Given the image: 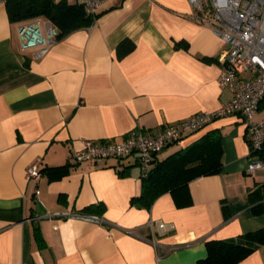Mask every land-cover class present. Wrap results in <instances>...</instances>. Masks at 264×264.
<instances>
[{
  "label": "crops",
  "instance_id": "crops-1",
  "mask_svg": "<svg viewBox=\"0 0 264 264\" xmlns=\"http://www.w3.org/2000/svg\"><path fill=\"white\" fill-rule=\"evenodd\" d=\"M97 13L35 57L0 5V264H194L206 240L264 228V168L247 172L254 156L239 113L158 152L163 159L217 128L223 165L149 208L131 203L142 188L135 153L70 159L86 139L157 133L231 96L218 81L225 43L192 17L188 0H105ZM262 113L264 100L255 119ZM35 160L41 176L27 180ZM236 264H264V244Z\"/></svg>",
  "mask_w": 264,
  "mask_h": 264
},
{
  "label": "built area",
  "instance_id": "built-area-1",
  "mask_svg": "<svg viewBox=\"0 0 264 264\" xmlns=\"http://www.w3.org/2000/svg\"><path fill=\"white\" fill-rule=\"evenodd\" d=\"M7 0H0V5ZM80 3L87 14L95 16L105 0H69ZM192 17L204 22L225 43L219 57V84L231 89L230 98L213 111H198L185 119L165 126L152 133L142 128L131 129L121 141L86 139L81 149L74 150L70 159L74 162L104 160L110 157L122 159L137 155L141 176H147L156 155L165 146L180 142L181 138L196 131L214 118L229 113H239L246 127V142L253 160L247 172L264 168V120L254 114L264 100V0H188ZM17 33L22 50L34 49L33 55L41 57L58 38V29L47 18L37 17L19 22ZM251 72L249 77L242 73ZM39 161L26 168L27 180H38ZM38 193V190L35 191ZM82 217L101 220L98 215L83 213ZM160 226H164L160 224Z\"/></svg>",
  "mask_w": 264,
  "mask_h": 264
},
{
  "label": "trees",
  "instance_id": "trees-1",
  "mask_svg": "<svg viewBox=\"0 0 264 264\" xmlns=\"http://www.w3.org/2000/svg\"><path fill=\"white\" fill-rule=\"evenodd\" d=\"M5 6L12 22H23L37 17L47 18L57 27L58 37L90 25L100 14L91 16L80 3L69 0H7ZM123 43L117 47L119 52L126 51L127 47H121ZM260 156L264 157V152H260ZM222 165L221 132L214 128L189 146L163 159H158L156 155L148 175L141 176V193L132 197L131 203L149 208L162 192L183 188L197 176L217 173ZM63 168L64 165L50 169L53 174L60 173ZM259 190L260 197L264 199V184ZM261 208L264 209V202ZM261 244H264V228L247 231L232 238L208 239L205 241L206 257L194 264H236Z\"/></svg>",
  "mask_w": 264,
  "mask_h": 264
},
{
  "label": "rangeland",
  "instance_id": "rangeland-1",
  "mask_svg": "<svg viewBox=\"0 0 264 264\" xmlns=\"http://www.w3.org/2000/svg\"><path fill=\"white\" fill-rule=\"evenodd\" d=\"M260 117H264V113H262V114L260 115Z\"/></svg>",
  "mask_w": 264,
  "mask_h": 264
}]
</instances>
